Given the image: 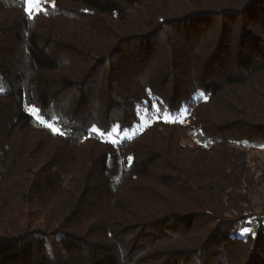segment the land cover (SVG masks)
<instances>
[{
	"label": "trees",
	"instance_id": "16d2710c",
	"mask_svg": "<svg viewBox=\"0 0 264 264\" xmlns=\"http://www.w3.org/2000/svg\"><path fill=\"white\" fill-rule=\"evenodd\" d=\"M51 1L0 0V264H264V0Z\"/></svg>",
	"mask_w": 264,
	"mask_h": 264
},
{
	"label": "snow or ice",
	"instance_id": "6c2138e0",
	"mask_svg": "<svg viewBox=\"0 0 264 264\" xmlns=\"http://www.w3.org/2000/svg\"><path fill=\"white\" fill-rule=\"evenodd\" d=\"M23 2L25 4V13L30 18H34L33 17L34 12L38 14L41 11V8L39 7L41 0H23ZM48 126L51 128L53 133L60 134V135L64 134L60 129L54 128L51 125H48ZM91 132L96 133L97 129L92 128ZM103 134L104 133H101V135H103ZM130 161H131V157L129 158V162ZM242 238H243L244 242H247V240L251 239L252 237L250 235L245 234V235H243Z\"/></svg>",
	"mask_w": 264,
	"mask_h": 264
},
{
	"label": "rangeland",
	"instance_id": "374dc122",
	"mask_svg": "<svg viewBox=\"0 0 264 264\" xmlns=\"http://www.w3.org/2000/svg\"><path fill=\"white\" fill-rule=\"evenodd\" d=\"M44 3L51 4L52 1L51 0H46V1L41 0L40 6H39L41 9L43 8ZM148 122L149 121H146V123H144L140 129H143L147 125ZM131 135H132L131 132L124 131V132L120 133L119 130L115 128L111 133L104 135L103 139H105L106 141H109V139H110L112 142H116L120 138L123 139V138H125L127 136L129 137Z\"/></svg>",
	"mask_w": 264,
	"mask_h": 264
}]
</instances>
